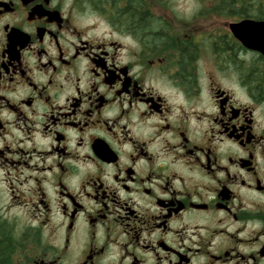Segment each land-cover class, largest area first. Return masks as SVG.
Segmentation results:
<instances>
[{
    "label": "flooded vegetation",
    "instance_id": "af4514ba",
    "mask_svg": "<svg viewBox=\"0 0 264 264\" xmlns=\"http://www.w3.org/2000/svg\"><path fill=\"white\" fill-rule=\"evenodd\" d=\"M184 1L0 0L4 263L264 264V0Z\"/></svg>",
    "mask_w": 264,
    "mask_h": 264
},
{
    "label": "trees",
    "instance_id": "16d2710c",
    "mask_svg": "<svg viewBox=\"0 0 264 264\" xmlns=\"http://www.w3.org/2000/svg\"><path fill=\"white\" fill-rule=\"evenodd\" d=\"M121 18H114L113 20H115L116 22H118V23H122L121 21H122V19L120 20ZM130 20L131 21H134V23L133 24H135V23H137L136 21L138 20V18H136V17H130ZM143 21V27H142V29H153L152 28V24L150 23L151 21L149 20V18L147 19V18H145L144 20H142ZM147 22H149V23H147ZM137 24H139V22L137 23ZM121 25V24H120ZM0 233H2V234H4V233H6L5 231H4V228L3 227H1L0 226ZM5 247H3V244L1 243L0 244V264H6V263H4V260H5Z\"/></svg>",
    "mask_w": 264,
    "mask_h": 264
},
{
    "label": "rangeland",
    "instance_id": "374dc122",
    "mask_svg": "<svg viewBox=\"0 0 264 264\" xmlns=\"http://www.w3.org/2000/svg\"><path fill=\"white\" fill-rule=\"evenodd\" d=\"M180 2L182 0H179ZM187 5V1H182L181 2V6L183 7L182 8V13H186L188 14L189 13V8H188V5ZM86 22L87 23H91V22H95V25L100 27V29H105V26H107L108 24V20L104 17H98V16H93L92 14L89 15V17L85 18ZM121 20V19H120ZM110 29H114L113 27H110Z\"/></svg>",
    "mask_w": 264,
    "mask_h": 264
},
{
    "label": "water",
    "instance_id": "95a60500",
    "mask_svg": "<svg viewBox=\"0 0 264 264\" xmlns=\"http://www.w3.org/2000/svg\"><path fill=\"white\" fill-rule=\"evenodd\" d=\"M260 23H264V22H260ZM254 47H255V49H258V50H260L263 54H264V45L263 46H261V45H254Z\"/></svg>",
    "mask_w": 264,
    "mask_h": 264
}]
</instances>
